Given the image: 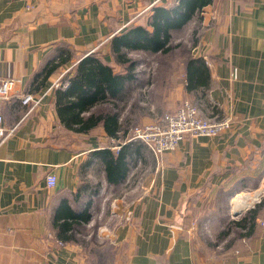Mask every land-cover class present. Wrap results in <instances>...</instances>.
I'll return each mask as SVG.
<instances>
[{"label":"crops","instance_id":"0c3cea01","mask_svg":"<svg viewBox=\"0 0 264 264\" xmlns=\"http://www.w3.org/2000/svg\"><path fill=\"white\" fill-rule=\"evenodd\" d=\"M178 3L0 0V74L17 79L1 108L15 131L0 142V264H264V0H209L186 22L197 26L170 112L189 101L202 116L231 115L230 129L186 135L158 159L127 141L138 67L118 92L124 100L111 96L110 107L91 111L119 112V137L103 121L75 132L60 120L57 90L69 86L62 81L81 60L98 57L125 74L111 39ZM190 57L207 64V88L187 89ZM27 94L34 100L23 104ZM123 146L127 175L110 182L105 152ZM74 214L90 218L62 228Z\"/></svg>","mask_w":264,"mask_h":264},{"label":"trees","instance_id":"16d2710c","mask_svg":"<svg viewBox=\"0 0 264 264\" xmlns=\"http://www.w3.org/2000/svg\"><path fill=\"white\" fill-rule=\"evenodd\" d=\"M208 3L209 0H179L173 9L157 7L147 26L139 25L130 28L122 35H115L111 39V47L116 60L127 65L125 74L114 73L113 68L103 63L98 57L87 56L81 60L76 66L75 74L68 78L65 77L62 81L63 83L68 81L69 86L57 90L58 113L66 128L75 132H87L103 121L107 129L109 128V133L119 137L118 132L121 127L119 112L94 113L91 111L96 105L111 101L109 97H118V92L124 90L126 80L135 78L139 61L132 58L129 51L140 49L152 53H169L174 48L171 45V30L183 27ZM171 15L177 17L170 19ZM63 61L52 65L49 68V73ZM186 69V87L188 90L208 87L209 72L203 59L190 57ZM124 97L118 98L124 100ZM87 112L90 114L86 116L85 113ZM126 150V146H123L117 155L112 151L105 152L107 156L106 173L110 182L118 183L126 177L128 172V153ZM81 216L68 215L67 222L62 224V228L71 226L73 222L75 224L80 220L86 221L90 218V216ZM250 216L249 218H252L253 214ZM247 219L248 217L236 222V224L242 225ZM226 233L227 231L224 230L223 234Z\"/></svg>","mask_w":264,"mask_h":264},{"label":"built area","instance_id":"2783aa9c","mask_svg":"<svg viewBox=\"0 0 264 264\" xmlns=\"http://www.w3.org/2000/svg\"><path fill=\"white\" fill-rule=\"evenodd\" d=\"M234 77H236L235 73ZM16 81L17 79L13 76L0 74V142L5 141L15 131L14 126L5 125L1 108L10 98ZM33 100L32 94H27L22 102L30 104ZM232 123L231 115L202 116L193 103L184 101L175 111L165 113L157 120L133 126L127 141H140L152 151L155 157L159 158L163 153L176 150L186 135L217 136L230 129ZM57 181L55 174L48 175V186L55 187Z\"/></svg>","mask_w":264,"mask_h":264},{"label":"rangeland","instance_id":"374dc122","mask_svg":"<svg viewBox=\"0 0 264 264\" xmlns=\"http://www.w3.org/2000/svg\"><path fill=\"white\" fill-rule=\"evenodd\" d=\"M196 26V23L192 21L183 28L171 30V45L174 46V49L169 53H152L140 49L129 51L130 56L139 61L138 69L140 72L138 75L141 78L138 86L136 85V88L128 93L130 96L128 104H130L135 115V125L146 123L147 117L152 115L159 117L173 110L171 109L172 104L168 103L167 100H169L168 97L172 95V92H177L175 89L180 83L181 72L193 47ZM171 68L172 71H170ZM166 89L168 96H166ZM111 105L109 102L101 103L102 108ZM122 106L123 103L120 104V107ZM64 137L66 138V135ZM65 138H59L56 142L64 144L66 143ZM137 142L141 143L140 141ZM155 158L158 159V157ZM140 174L141 172H139ZM263 199L264 197H260L261 201Z\"/></svg>","mask_w":264,"mask_h":264},{"label":"bare ground","instance_id":"6f19581e","mask_svg":"<svg viewBox=\"0 0 264 264\" xmlns=\"http://www.w3.org/2000/svg\"><path fill=\"white\" fill-rule=\"evenodd\" d=\"M258 195H259V192L257 193ZM237 196V195H236ZM239 197L238 198H241V196H243V194L242 195H238ZM258 199V196H256V197H254L253 199H250V200H246V202L244 201V198L241 200V201H239L238 203L239 204H242V205H248L249 203H252L254 200H257ZM244 207V206H243Z\"/></svg>","mask_w":264,"mask_h":264},{"label":"water","instance_id":"95a60500","mask_svg":"<svg viewBox=\"0 0 264 264\" xmlns=\"http://www.w3.org/2000/svg\"><path fill=\"white\" fill-rule=\"evenodd\" d=\"M182 217V216H181ZM178 225H182V223L181 222H179V224Z\"/></svg>","mask_w":264,"mask_h":264}]
</instances>
